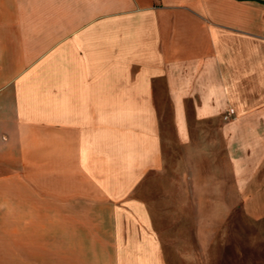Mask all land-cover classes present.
<instances>
[{
  "label": "crops",
  "instance_id": "1",
  "mask_svg": "<svg viewBox=\"0 0 264 264\" xmlns=\"http://www.w3.org/2000/svg\"><path fill=\"white\" fill-rule=\"evenodd\" d=\"M237 212L264 0H0V264H205Z\"/></svg>",
  "mask_w": 264,
  "mask_h": 264
},
{
  "label": "rangeland",
  "instance_id": "2",
  "mask_svg": "<svg viewBox=\"0 0 264 264\" xmlns=\"http://www.w3.org/2000/svg\"><path fill=\"white\" fill-rule=\"evenodd\" d=\"M232 222L243 228L236 229L234 241L221 242L217 261L211 252L205 264H264V219L249 220L237 212Z\"/></svg>",
  "mask_w": 264,
  "mask_h": 264
}]
</instances>
